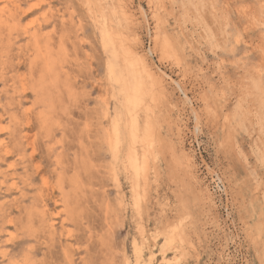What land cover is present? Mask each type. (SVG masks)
<instances>
[{
  "label": "rangeland",
  "instance_id": "obj_1",
  "mask_svg": "<svg viewBox=\"0 0 264 264\" xmlns=\"http://www.w3.org/2000/svg\"><path fill=\"white\" fill-rule=\"evenodd\" d=\"M88 1L0 0L6 23L0 20V264L134 262L129 184L120 175L117 190L106 169L104 129L120 108L108 76L113 59L102 47ZM99 4L128 36L125 44L155 68L164 88L153 106L162 117L163 173L149 190L146 228L172 208L176 190L195 208L197 234L187 264H264V126L252 88L256 83L264 90V0ZM29 30L38 32L43 53L48 43L59 52L50 84H43V61L41 55L36 59ZM165 37L170 52L163 50ZM234 110L246 117L241 127L229 118ZM223 129L233 134L230 139ZM166 253L173 258L171 249Z\"/></svg>",
  "mask_w": 264,
  "mask_h": 264
},
{
  "label": "bare ground",
  "instance_id": "obj_2",
  "mask_svg": "<svg viewBox=\"0 0 264 264\" xmlns=\"http://www.w3.org/2000/svg\"><path fill=\"white\" fill-rule=\"evenodd\" d=\"M100 1L101 0H89L88 1V5H89V9H90V11H91V13L93 15L92 17L94 19V22L96 24L98 32L100 34L101 43L103 45L102 47L105 48V50L108 53H110L109 56H111V58L113 59L112 62L109 61L111 64H108L109 66H107L108 67V76H109V80L111 81V85L114 88L113 90L116 93L115 94V99H116L115 101H117V103L119 104L118 106H120L119 111L112 117V120H111V123H110V127L108 129H106V130L104 129V142L106 144L107 151H108L109 156H110L109 166L106 169H108L107 171L109 172L108 176H110L112 178V181H115L117 190L120 189V187H121V185H120V175L123 176V179L126 180V182L129 184L130 197H129V201L127 203L129 205V210H130L129 220H130V222L132 223V225H133V227L135 229L134 230L135 234L133 235V238H132V253H133V257H134V259H133L134 262H131L130 260L126 259V260H124L123 264H154V261L157 259L158 255H161V259H159V261H158V259L156 260V263L158 262V264H171V263L172 264H182L181 262L179 263V261L180 260L184 261V260H186L188 258V256H187L188 248H189V250H191L190 246L194 247V242H193L192 238H193L194 235L197 234V222L195 220L196 218L194 219V217L192 216V209H191V208H193L192 204L190 206V204H188V203L186 204L185 201L180 199L182 197L178 198V196H179L178 193L179 192H177L176 190L174 191V189H173L175 200H174V202L172 204H170V205H172V208L168 209V212H172V214L170 215V214H168V212L167 213L164 212L165 209L163 208L164 210L161 211L162 215H163V213H165V215L163 217V220L160 222V216H162V215H160L161 213H159V215L156 216V219L153 220V226L151 228H146L148 223L151 221V219L149 218V215H150L149 209L151 208V206H149V203L151 204V202L149 200V198H150L149 197V190L151 189L153 184H157L156 180H158V182L161 180L162 173H163L162 170L160 169V166H159V161H160L159 157L161 156V142H160L161 139H158L160 137L159 136L160 135L159 134L160 129L163 126L161 124L162 117H160V116H158V114H156L158 109L153 107L155 102H156V104H157V101L160 102V98H161L160 97L161 96L160 95L161 94L160 90L162 92L163 89H164L163 86H162V83H161V77H159V74L158 75L156 74V72L154 71L155 68L153 70V68L150 66L151 64L149 63L150 64L149 65L146 62V59H144L142 57L143 55H140L136 51L137 48L133 49L132 45H130V44L126 45L128 43V41H130L128 39V36L124 38L123 35L126 36V34H123L124 32L122 33V31H121V29L119 27H117V26L114 27L115 23L113 22V19L111 17H108L106 12H103V11H101L100 8H98V4L100 3ZM150 4H151V2H150ZM6 9H4V10H6ZM6 12H9V11H6ZM119 12H120V10H119ZM5 16L6 15H4V18H5ZM1 18H0V20L3 21V19H1ZM7 20H9V19H7ZM30 21L28 22V25L31 24ZM4 24H6V23L4 22ZM118 28H119L120 32H119ZM38 31H40V30H38ZM164 33L165 32H163V34ZM0 34H1V32H0ZM28 35L32 38V41L34 40L35 45L33 44V42H31V41L30 42L33 44V46H35L36 53L38 54L37 57H39V55H41V59L43 61L42 68H41L42 71H41L40 76L44 80L45 83H43L42 81L41 82L43 84H50L49 78H52V75L55 72L56 64L58 63V60H57V57H55V54L56 53L59 54V52L55 51L51 47L52 43H50V44L48 43V44L45 45L46 48H45V52L43 53L41 51L43 49L39 50V47H42V46L39 44V41H38V38H39L38 32L37 31L30 32V30H29ZM157 36L158 35H156L155 41L158 39ZM166 38L167 37H165L162 40L163 41L162 43H163V46H164L163 50L166 51V49H168V51L170 52L172 50L171 41L169 42ZM125 39H128V41L126 42ZM44 42H46V41H44ZM53 46H54V44H53ZM39 51H40V54H39ZM27 59L29 60L30 58H27ZM36 59H40V57L36 58ZM176 59L178 60V57ZM34 65L36 66V64H34ZM28 66H29V64H28ZM30 69H31V67H30ZM32 69H34V67ZM36 69L38 70L37 66H36ZM29 72H30V74H33L31 71H29ZM35 74H34V76H35ZM25 75H27V74H25ZM59 75L57 74V76H59ZM59 78H58V80H61L60 76H59ZM31 79H32V77H31ZM36 79H38V78L36 77ZM46 79H47V81H46ZM34 80H35V78H34ZM21 82H23V84L25 83L24 80L21 81ZM42 83H41V85L43 86ZM37 84H36V86H37ZM42 86H40V87H42ZM66 86H68V85H66ZM15 88H17V87H15ZM35 88H36V91H38L37 89L39 88V86H38V88L37 87H35ZM252 88L254 89V91L256 93V96H255L256 97L255 100L257 99L256 100L257 101L256 104L258 103L257 111H259V112H257V117H258V114L260 115L259 118H258V123H259V125H261V127H263L264 126V90H263V88L260 87L259 84L257 85L256 83L254 84V86ZM32 91H33V89H32ZM158 95H159L160 98L158 97ZM156 98H159V99H156ZM31 104H34V103H31ZM156 104H155V106H156ZM54 108H55V106H54ZM26 109L27 108H25L24 110H26ZM106 109H108V108H106ZM155 109H156V111H155ZM240 112H241V110L240 111L236 110L233 114H230V116H229V118L231 117V121L234 124H236L237 126H240L241 124H243L242 120L244 121V119H246V117L245 118L243 117L244 119L241 117L242 114ZM42 114H40V115H42ZM49 115H50V112H49ZM46 116H44V117L46 118ZM56 118H58V117H56ZM225 118H226V116H225ZM44 119H42V120H44ZM50 119H52V118H50ZM48 120H49V118L47 119V121ZM227 120H226V122H228L230 119L228 121ZM25 122L26 121L24 120V123ZM49 122H50V120H49ZM20 123H21V121H20ZM212 123H214V122H212ZM228 124L229 123H227V125ZM47 125H48V122H47ZM47 125H46V127H47ZM1 126H2V129H0V131L3 130V127H4L3 125H0V127ZM229 126L230 125H228V127ZM232 126H233V124H232ZM44 128H45V121H44ZM230 128H231V126L228 129H230ZM230 131H231V129H230ZM223 132H224V136H227V137L231 134V133H229L227 135L225 133V129H223ZM13 133H14V131H13ZM262 133H263V131H262ZM45 134H46V132H45ZM231 135H233V134H231ZM231 135H230V137H228L229 139L231 138ZM13 136H15V135H13ZM32 137H34V136H32ZM8 138L13 143L14 140L10 139V137H8ZM9 140L6 141V142H9ZM21 140H23V139H21ZM230 141L231 140L228 141V139H227L228 143ZM2 143H3L2 140H0V146L2 145ZM13 144L15 145V143H13ZM18 146L19 145H17V147ZM48 146H51V145L48 144ZM2 149L4 150L3 147H2ZM5 149H7V148L5 147ZM8 150H6V151L4 150V152L7 153ZM9 152H11V151H9ZM162 154H164V153H162ZM258 159L261 160V157L258 156ZM37 164H36V166H37ZM33 166H34V164H33ZM9 168H10V166H8V169ZM26 175H28V174H26ZM56 175H57V172H56ZM22 179H24V178H22ZM61 182H62V178H61ZM69 182H71V181H69ZM61 184H64V182L61 183ZM15 188H16V186H15ZM59 188H62V185H60ZM43 191H44V189H43ZM53 192H55V191H53ZM37 194H39V193H37ZM61 194H62V192H61ZM67 197H69V196H67ZM69 199H70V197H69ZM194 201L195 200H192V202H194ZM70 202H71V200H70ZM123 203H124V200L121 199L120 204L123 205ZM257 203H259V202H257ZM262 203H264V201ZM14 205H16V204H14ZM72 205H73V203H72ZM65 206H68V204L67 205L65 204ZM124 206L125 205H123V207ZM160 206H162V205H160ZM69 207H70V210H71L72 207L71 206H69ZM146 207L147 208L150 207V208L147 209ZM260 208L262 209L263 207L261 206ZM193 209L195 210V208H193ZM258 209H259V206H258ZM28 210L30 211V209H28ZM44 210L47 211L46 209H44ZM67 213L69 214V212H67ZM26 214H28V212ZM37 214H39V213L37 212ZM28 215H30V214H28ZM31 215L33 216V213ZM41 215H43V213ZM168 217L169 218L171 217L172 219H169ZM258 220H259V216H258ZM11 221L12 220H10V222ZM30 222H31V220H30ZM260 226L262 227L263 224H261ZM260 226H258V227H260ZM49 229H48V231H49ZM160 240H162L161 244H159V242H158ZM156 247H157V249H156ZM168 249H171L174 252V256H173L172 259L167 258V253L166 252H167ZM187 263H188V261H184L183 264H187Z\"/></svg>",
  "mask_w": 264,
  "mask_h": 264
}]
</instances>
